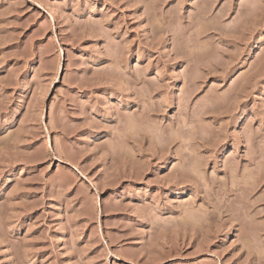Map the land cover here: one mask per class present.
Here are the masks:
<instances>
[{
	"label": "rangeland",
	"instance_id": "1",
	"mask_svg": "<svg viewBox=\"0 0 264 264\" xmlns=\"http://www.w3.org/2000/svg\"><path fill=\"white\" fill-rule=\"evenodd\" d=\"M0 264H264V0H0Z\"/></svg>",
	"mask_w": 264,
	"mask_h": 264
}]
</instances>
